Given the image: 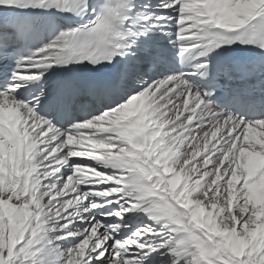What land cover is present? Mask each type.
I'll return each instance as SVG.
<instances>
[{"label":"snow or ice","instance_id":"snow-or-ice-1","mask_svg":"<svg viewBox=\"0 0 264 264\" xmlns=\"http://www.w3.org/2000/svg\"><path fill=\"white\" fill-rule=\"evenodd\" d=\"M0 264H264V0H0Z\"/></svg>","mask_w":264,"mask_h":264}]
</instances>
